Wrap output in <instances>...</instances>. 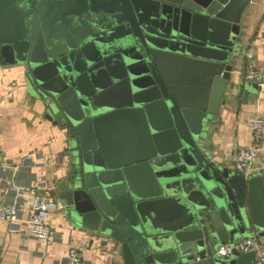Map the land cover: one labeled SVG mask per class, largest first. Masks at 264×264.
Here are the masks:
<instances>
[{"label": "water", "instance_id": "obj_1", "mask_svg": "<svg viewBox=\"0 0 264 264\" xmlns=\"http://www.w3.org/2000/svg\"><path fill=\"white\" fill-rule=\"evenodd\" d=\"M250 2L0 0V66L22 65L67 131L72 172L54 201L124 264H258L216 249L264 237V170L207 143Z\"/></svg>", "mask_w": 264, "mask_h": 264}, {"label": "crops", "instance_id": "obj_2", "mask_svg": "<svg viewBox=\"0 0 264 264\" xmlns=\"http://www.w3.org/2000/svg\"><path fill=\"white\" fill-rule=\"evenodd\" d=\"M239 27L235 83L207 137L213 158L225 165L235 161L233 145L252 143L253 117L264 116V87L243 77L249 65L264 62V0H251ZM71 172L63 124L48 113L43 99L28 91L22 65L0 66V198L11 199L14 186L24 188L26 197L28 185L34 184L54 200L56 187ZM48 219L53 234L40 240L29 235L27 225L13 228L18 222L0 220V264H57L72 246L83 264H124L117 243L77 226L59 206L50 210Z\"/></svg>", "mask_w": 264, "mask_h": 264}, {"label": "built area", "instance_id": "obj_3", "mask_svg": "<svg viewBox=\"0 0 264 264\" xmlns=\"http://www.w3.org/2000/svg\"><path fill=\"white\" fill-rule=\"evenodd\" d=\"M247 80L257 81L264 87V62L257 66L249 65L243 71ZM252 143L250 145L235 144L232 152L237 167L246 175L264 170V116H255L250 122ZM11 169V168H10ZM14 195L9 200L0 198V220L15 225H27L29 235L38 240L50 238L53 226L48 219L52 208L58 207L54 201L39 185L29 184L28 197L23 196L24 188L14 186ZM234 250L255 251L258 264H264V237L252 232L250 236L235 239L233 243H222L216 253L222 257L229 256ZM57 264H83V259L77 247L72 246L69 253Z\"/></svg>", "mask_w": 264, "mask_h": 264}]
</instances>
